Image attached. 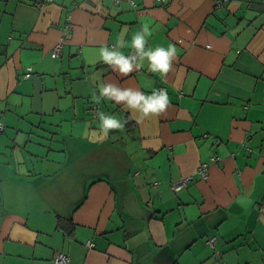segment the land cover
<instances>
[{"label":"crops","instance_id":"1","mask_svg":"<svg viewBox=\"0 0 264 264\" xmlns=\"http://www.w3.org/2000/svg\"><path fill=\"white\" fill-rule=\"evenodd\" d=\"M144 23L146 50L176 49L166 76L98 66ZM108 84L169 106L144 117ZM101 113L123 129L101 139ZM0 121V264H264V0H0Z\"/></svg>","mask_w":264,"mask_h":264},{"label":"clouds","instance_id":"2","mask_svg":"<svg viewBox=\"0 0 264 264\" xmlns=\"http://www.w3.org/2000/svg\"><path fill=\"white\" fill-rule=\"evenodd\" d=\"M143 34L135 33L132 38L131 46L136 51V56L125 58L120 52H109L107 47L101 48V56L105 63L112 67L115 72L118 68L120 75H127L135 68L142 67V63H134L139 57L142 62L144 59L148 61V68L153 73H160L166 76L171 69V57L176 58V49L174 46H169L167 50L164 47H156L154 50H146V36H151L149 24L142 25ZM124 32L127 31L125 28ZM123 36V32L121 37ZM118 45L122 46V41H118ZM100 95L110 100H115L117 103L123 102L126 108L133 109L147 117L151 114L158 115L166 110L169 106V98L164 90H158L151 95H145L134 89H119L113 84L103 85L100 88ZM100 128L102 136L107 135L109 129L122 130L124 125L116 118L108 116L105 118L103 113L100 114ZM95 135V133H93Z\"/></svg>","mask_w":264,"mask_h":264},{"label":"built area","instance_id":"3","mask_svg":"<svg viewBox=\"0 0 264 264\" xmlns=\"http://www.w3.org/2000/svg\"><path fill=\"white\" fill-rule=\"evenodd\" d=\"M132 2H134V0H131ZM161 1H165V0H161ZM62 46V42H59L55 45L53 51L55 54H58L60 52ZM30 73H27L26 76H29ZM5 125L2 121H0V132L4 131ZM221 161V157L214 155L210 158V162H205L202 165H200L198 167V173L200 174L201 178L203 179H207L209 177V169H210V165L211 162L212 163H217ZM190 180H193V175H189L188 177H185L183 180H181L180 182L176 183L175 185H173L174 190L178 191L180 189H182L183 187H186ZM209 244H214L215 243V237L211 238L208 240ZM87 245L91 246L92 243L91 241L87 242ZM70 261V257L68 255V253L66 251H60L56 254L55 258H54V262L53 264H68ZM218 264H227L224 261L219 262Z\"/></svg>","mask_w":264,"mask_h":264},{"label":"trees","instance_id":"4","mask_svg":"<svg viewBox=\"0 0 264 264\" xmlns=\"http://www.w3.org/2000/svg\"><path fill=\"white\" fill-rule=\"evenodd\" d=\"M44 1H50V0H42V2H44ZM40 4H42V3H40ZM60 42H62V41H60ZM62 47V46H61ZM60 52H61V49H60ZM60 52L58 53V54H56V55H59L60 54ZM105 66V65H108L107 63H102V64H100V65H98V66ZM28 73H30V75L29 76H31L32 75V71L30 70ZM29 76H26V77H29ZM161 90H165V88L163 87V88H161ZM132 124H136L135 123V121H131V122H129L128 123V126H130V125H132ZM4 131H5V128H4ZM4 131H2V132H4ZM2 132H0V134L2 133ZM214 156V155H213ZM217 156H219V155H217ZM212 156H210V158H211ZM221 161H222V159H221ZM206 162V161H205ZM205 162H203V163H205ZM207 162H210V160L209 161H207ZM203 163H201V165L203 164ZM211 164H212V162H211ZM200 166V165H199ZM197 173H198V171H197ZM199 174V173H198ZM200 175V174H199ZM186 177H188V176H186ZM195 176L193 175V178H194ZM185 177H183L181 180H183ZM191 181V180H190ZM184 188V187H183ZM58 228H60L61 230H63L64 232H65V234L67 235V236H71L72 234H73V232H74V228H75V223H74V221H73V219L71 218V217H64V216H60L59 217V219H58ZM60 252V251H59ZM69 255V254H68ZM56 256V255H55ZM55 258V257H54ZM53 262H54V259H53Z\"/></svg>","mask_w":264,"mask_h":264},{"label":"rangeland","instance_id":"5","mask_svg":"<svg viewBox=\"0 0 264 264\" xmlns=\"http://www.w3.org/2000/svg\"><path fill=\"white\" fill-rule=\"evenodd\" d=\"M124 135H125V132H124ZM209 160H210V158H209ZM196 178H199V177H198L197 175H195V179H196ZM195 179H194V180H195ZM194 180H193V181H194ZM196 180H197V179H196ZM196 180H195V181H196ZM0 185H1V187H2V188L0 187V189H1V190H0V195H2V198H3L4 190H6V189H4V188H5V185H3L2 181H0ZM6 186H7V183H6ZM3 189H4V190H3ZM3 205H4V203L2 204V206H3Z\"/></svg>","mask_w":264,"mask_h":264}]
</instances>
